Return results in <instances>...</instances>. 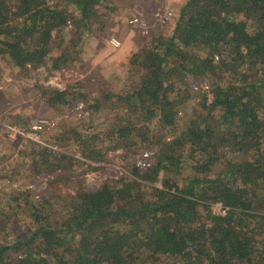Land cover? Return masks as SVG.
I'll list each match as a JSON object with an SVG mask.
<instances>
[{
	"label": "trees",
	"instance_id": "16d2710c",
	"mask_svg": "<svg viewBox=\"0 0 264 264\" xmlns=\"http://www.w3.org/2000/svg\"><path fill=\"white\" fill-rule=\"evenodd\" d=\"M68 2L77 15L56 0H0V55L25 71L74 62L92 21L101 17L106 26L110 17L99 13L104 0ZM69 19L70 38H61L65 48L56 46L60 33L54 32ZM149 28L138 34L142 45L130 57L140 76L116 95L132 118L107 137L127 157L151 147L153 122L168 138L158 140L146 168L131 158L119 181L78 187L60 195L62 204L45 194L13 193L9 220L25 213L29 229L13 238L11 226L1 232L8 220L0 207V264H264V0H186L166 30ZM243 64L250 75L213 82L218 66ZM181 72L211 84L193 89L200 99L192 108L176 87ZM39 88L53 106L88 101L84 90ZM182 114L185 129L177 134ZM72 133L81 155L104 157L96 141L101 131ZM75 158L44 144L31 157L54 175L52 182L65 184L76 180L68 173ZM186 159L193 171L177 193H163L157 180L169 185ZM217 201L225 213L213 210ZM56 208L60 215L54 217Z\"/></svg>",
	"mask_w": 264,
	"mask_h": 264
},
{
	"label": "rangeland",
	"instance_id": "374dc122",
	"mask_svg": "<svg viewBox=\"0 0 264 264\" xmlns=\"http://www.w3.org/2000/svg\"><path fill=\"white\" fill-rule=\"evenodd\" d=\"M56 1L59 7L68 8L77 15L78 11L71 2ZM185 1L104 0L99 13L110 17L108 23L102 26L101 17L93 20L90 31H86L80 47L77 48L81 55L74 62L58 69L48 70L43 66L39 70L25 71L8 57L0 55V207L7 209V214L1 215L4 217L2 220H8L1 232L7 231L8 226H11L13 238L29 229V217L25 213L15 215L9 220L13 211L9 205L15 202L11 195L15 192L29 191L35 197L45 194L53 202L62 204L60 195H68L78 187L95 188L105 182L119 181L127 173L126 163L131 158L141 168H144V161L151 160L150 156H144V150L135 155L128 152L129 157L123 156L127 153L126 149L115 147V143L109 140L108 135L113 128L125 123L133 115V112L129 113L126 109L127 105H123L125 101L119 102L116 95L125 93L132 86V81L135 82L140 76V72L136 71L139 66L130 63L132 51L143 42L138 34L141 31L148 32L149 27L166 30ZM169 9L174 12L168 21L161 22L154 17L157 10L165 12ZM135 15L142 18L144 27L129 23V18ZM73 24L65 25L58 33L54 32V35L60 33V36H54L56 46L62 44V48H65L61 38L64 37L66 43ZM113 37L120 39L119 46L111 41ZM234 69L238 71L235 73L236 77H232L230 73ZM234 69L226 70L224 66H218L213 82L228 83L234 78L238 81L243 73L250 75L252 71L247 64ZM40 85L84 90L89 93L88 101L79 99L73 104L53 106L41 95ZM176 87L184 89L185 99L192 108L200 99L193 89L203 91L210 89L211 84L208 79H195L181 72L177 74ZM208 96L212 98L213 93L208 91ZM95 99H101L98 108L91 106ZM141 124H144V120L137 125ZM185 124L186 117L182 114L179 117L177 134L185 129ZM151 125L153 129L150 134L154 136L150 139L151 147L145 149L154 151L158 140H165L168 136L156 127L155 122ZM73 128L80 133L101 131L102 136L96 140L105 151L101 160L93 161L81 155L78 150L79 136L72 133ZM102 139L106 142L102 143ZM38 144L51 145L76 156L72 167L67 169L76 180L68 184L63 180L52 182V173H46L34 166L31 157L35 155ZM192 166L191 160L186 159L180 175L174 174L169 185L165 186L161 179L157 180L163 193H177L183 178L193 171ZM59 207L60 210L63 205ZM212 207L215 212L223 209L219 201L213 203ZM51 213L54 217L60 215L57 208Z\"/></svg>",
	"mask_w": 264,
	"mask_h": 264
},
{
	"label": "built area",
	"instance_id": "2783aa9c",
	"mask_svg": "<svg viewBox=\"0 0 264 264\" xmlns=\"http://www.w3.org/2000/svg\"><path fill=\"white\" fill-rule=\"evenodd\" d=\"M173 9H169V10H167V11H165V12H162V11H160V10H157L155 13H154V17H156L158 20H160L161 22H166V21H168L172 16H173ZM129 23H131L132 25H142L143 27L145 26V22L142 20V18L141 17H139V16H137V15H135V16H133V17H131V18H129ZM72 23V21H71V19H69L68 20V24H71ZM144 30V29H143ZM111 41L116 45V46H118V45H120V43H121V41H120V39H118L117 37H113L112 39H111ZM217 58H218V56H217ZM205 86L207 87V88H209V85L207 84V83H205ZM154 151L153 150H148V149H146V150H144L142 153L144 154V156L145 157H148L149 158V156H151L152 155V153H153ZM151 154V155H150ZM150 163H151V160L149 159V160H147V161H144L143 162V167L144 168H146L147 166H149L150 165ZM138 164V163H137ZM139 165V164H138ZM140 166V165H139ZM143 168V169H144ZM221 205H222V207H223V209H222V211H220V213H225L226 212V207H224L223 206V204L221 203V202H219Z\"/></svg>",
	"mask_w": 264,
	"mask_h": 264
},
{
	"label": "crops",
	"instance_id": "0c3cea01",
	"mask_svg": "<svg viewBox=\"0 0 264 264\" xmlns=\"http://www.w3.org/2000/svg\"><path fill=\"white\" fill-rule=\"evenodd\" d=\"M121 44V43H120ZM119 46V45H118Z\"/></svg>",
	"mask_w": 264,
	"mask_h": 264
}]
</instances>
